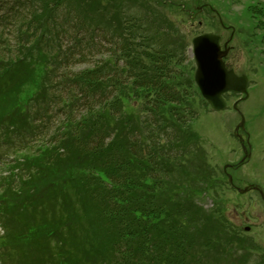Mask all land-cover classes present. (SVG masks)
Instances as JSON below:
<instances>
[{
	"label": "trees",
	"instance_id": "obj_1",
	"mask_svg": "<svg viewBox=\"0 0 264 264\" xmlns=\"http://www.w3.org/2000/svg\"><path fill=\"white\" fill-rule=\"evenodd\" d=\"M95 5L94 0L92 6L80 0H0L4 137L12 128L24 140L36 138L42 130L37 122L51 108L64 115L54 142L38 143L17 156L23 159L17 168L25 169L19 180L1 179L0 212H7L19 227L25 221L23 231L16 232L23 244L13 249L29 251L34 264L235 263L237 252L228 247L234 236L220 242L197 238L188 231L184 202H169L176 178L171 175V157H165L176 151L173 143L182 146L184 141L160 126L159 108L170 106L174 112V105L188 98V84L181 91L168 85L174 78L169 66L175 55L167 50L146 54L151 51L145 45L141 52L133 51L118 27L128 25L134 33L138 21L125 19L115 8L100 7L112 19L106 28L97 21ZM9 21L14 25L11 39ZM60 36H68L69 44L62 45ZM102 42L111 47L107 57L120 55L125 60L117 65L118 60L111 64L100 59L81 72L67 71L76 59L101 55ZM129 96L143 99L141 110L155 116V125L146 127L145 137L151 142L146 149L126 141L127 128L140 124L137 116L122 110ZM179 120L175 129L180 128ZM156 130L157 137H150ZM191 138L187 133L189 146L195 145L187 141ZM180 182L176 189L187 185Z\"/></svg>",
	"mask_w": 264,
	"mask_h": 264
},
{
	"label": "rangeland",
	"instance_id": "obj_2",
	"mask_svg": "<svg viewBox=\"0 0 264 264\" xmlns=\"http://www.w3.org/2000/svg\"><path fill=\"white\" fill-rule=\"evenodd\" d=\"M80 1L92 6L93 0ZM94 1L97 4L94 7H99L97 21L106 28L112 23V19L100 7L107 9L106 11L115 8L114 11H121L125 19L129 16L138 21L134 33L128 25V28L118 27L119 33L123 34L121 36L128 39L131 49L139 53L142 51L140 46L145 45L151 51L147 53L144 48L146 54L153 55L161 50L172 53L175 57L172 58L169 70L173 72L171 75L174 78L168 85L181 91L185 87L184 83L188 84V98L182 104L178 102L174 105V112L170 111V106L159 108V116L162 117L158 118L160 126L172 129L173 137L184 141L182 146L180 143H173L176 151L165 157H171V175L176 178L175 184L170 186L174 190L168 192L169 202L178 205L184 202L181 205H184L187 213L184 219L188 221V231L197 238L220 242L228 235L234 236L228 247L237 252L235 263L224 261L221 264H264V203L258 193L260 189L264 194V0ZM154 30L160 32L156 34ZM209 33L218 35L220 45L227 46V67L237 75L244 74L248 78V95L226 94V108L221 112L210 109L193 83L195 65L190 53V42L195 36ZM149 34L151 35L148 37ZM7 35L9 39L13 38L11 30L7 31ZM7 35L5 34L6 38ZM67 37L59 38L64 46L70 42ZM101 45V55H86L84 60L76 59L70 62L67 71L81 72L91 68L100 59H107L111 64L118 60L117 65L121 64L120 60H125L120 55L113 59L107 57L111 47L103 42ZM142 60L145 65L150 66L146 57H142ZM173 82L179 83L172 85ZM25 89L34 91L35 87L26 86ZM143 105V99L129 96L122 110L124 114L137 116L140 122L127 128V143L134 140V143L144 144L146 149L151 144L145 137L146 127L155 125V116L145 115L141 110ZM48 115L37 122L42 127L37 141L42 143L59 135L56 131L64 118L55 107L49 110ZM179 118L177 124L181 129L177 130L174 123ZM157 132L158 130L153 131L150 137H157ZM187 133L192 134L191 140L187 141L195 145L189 146L185 142ZM171 143L172 141L170 145ZM0 153V156H6L3 151ZM11 158L12 155L8 160ZM5 159L7 160L6 157L0 158L1 174L2 161L5 162ZM180 172L181 175H178ZM180 180L187 185L183 189H176ZM246 186L256 189H248L241 194L234 189L236 187L243 190ZM161 195L166 197L165 194ZM162 202L160 200L159 204ZM7 215L5 211L0 215V264H22L21 259L31 261L24 250L20 253V259L18 253L9 248L10 245H21L22 241L17 235L23 231L25 221L22 220L19 227L18 222ZM247 228L249 231H245ZM6 229L9 230L8 234L5 233ZM10 237L14 239L11 240Z\"/></svg>",
	"mask_w": 264,
	"mask_h": 264
},
{
	"label": "water",
	"instance_id": "obj_3",
	"mask_svg": "<svg viewBox=\"0 0 264 264\" xmlns=\"http://www.w3.org/2000/svg\"><path fill=\"white\" fill-rule=\"evenodd\" d=\"M218 41L219 37L211 34L198 36L192 41L196 65L194 81L202 97L214 110L225 108L222 99L225 93L247 95V78L237 77L233 71L226 69L222 59L226 57L228 50L221 51Z\"/></svg>",
	"mask_w": 264,
	"mask_h": 264
}]
</instances>
